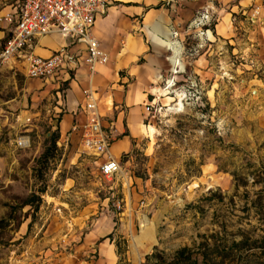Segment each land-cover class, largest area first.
Wrapping results in <instances>:
<instances>
[{"label": "rangeland", "instance_id": "1", "mask_svg": "<svg viewBox=\"0 0 264 264\" xmlns=\"http://www.w3.org/2000/svg\"><path fill=\"white\" fill-rule=\"evenodd\" d=\"M211 2V27L227 13L233 31L214 38L203 22L188 36L184 63L144 85L135 130L124 119L119 134L121 108L94 86L110 145L131 139L109 178L73 133L76 113L63 122L71 78L4 61L12 27L0 28V264H67L101 242L119 264H264V0Z\"/></svg>", "mask_w": 264, "mask_h": 264}, {"label": "crops", "instance_id": "2", "mask_svg": "<svg viewBox=\"0 0 264 264\" xmlns=\"http://www.w3.org/2000/svg\"><path fill=\"white\" fill-rule=\"evenodd\" d=\"M212 4L211 0H111L109 14L98 16L94 27V32L103 48L110 54V61L100 65L92 78H90L88 66L81 60L68 63V67L56 75L59 76L58 78L63 76L65 79L71 78L69 81L71 87L64 95L67 112L63 122L65 120L69 124L74 115L73 112L77 115L76 122L84 120V110H81L80 104L82 97L85 101L84 90L91 83L93 87L101 91L111 92L113 110L115 107L121 108L115 121L119 134L123 129L118 125L124 119L130 129L135 130L138 127L135 124L139 122L141 112L138 103L146 95L144 85L157 80L167 66L184 63L185 43L188 36L193 34L197 37L201 32V26L205 23L208 26L210 24L207 27L208 33H211L214 38L215 35L228 37L233 31V20L227 13L219 12L214 18V28L211 27L213 22L210 19L216 14ZM202 14L205 16L201 17ZM62 46H69L72 51L79 53L81 49L84 53L85 49L81 41L71 36L50 34L39 38L33 51L47 57ZM141 59L144 60L141 61ZM71 70L74 73L70 76ZM120 70L125 72L120 74ZM80 71H82L81 74ZM110 75L112 86L108 77ZM55 77L46 80L50 81ZM79 77L85 78L77 80ZM78 81L86 84L79 91L76 89L79 88ZM115 85L124 89L117 90ZM130 147L131 139L126 134L116 137L111 143V150L118 158ZM93 235L94 232L91 231V236L94 237ZM120 258L112 244L101 242L96 255L89 259L77 255L76 259L68 261L67 264H119Z\"/></svg>", "mask_w": 264, "mask_h": 264}, {"label": "built area", "instance_id": "3", "mask_svg": "<svg viewBox=\"0 0 264 264\" xmlns=\"http://www.w3.org/2000/svg\"><path fill=\"white\" fill-rule=\"evenodd\" d=\"M14 1L13 7L0 13V28L12 27V34L1 52L4 61L23 54L27 61V74L39 79L54 77L66 69L68 63H76L78 60L88 66L90 76L93 77L100 65L108 63L109 54L95 35L94 27L98 16L109 14L111 0ZM50 34L71 36L81 41L85 45L84 53L80 56L69 46H63L47 57L36 54L33 47L38 39ZM84 95L85 118L82 122H74L71 129L80 135L83 147L98 158L101 175L107 178L116 176L122 171L121 162L111 152L97 90L89 85ZM151 108L152 105L146 106L148 112ZM29 141V137L20 136L17 144L26 147Z\"/></svg>", "mask_w": 264, "mask_h": 264}]
</instances>
